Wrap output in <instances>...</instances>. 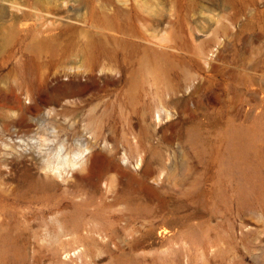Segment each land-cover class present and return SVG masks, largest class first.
Masks as SVG:
<instances>
[{"label": "rangeland", "instance_id": "obj_1", "mask_svg": "<svg viewBox=\"0 0 264 264\" xmlns=\"http://www.w3.org/2000/svg\"><path fill=\"white\" fill-rule=\"evenodd\" d=\"M0 264H264V0H0Z\"/></svg>", "mask_w": 264, "mask_h": 264}, {"label": "bare ground", "instance_id": "obj_2", "mask_svg": "<svg viewBox=\"0 0 264 264\" xmlns=\"http://www.w3.org/2000/svg\"><path fill=\"white\" fill-rule=\"evenodd\" d=\"M106 75V74H105ZM109 75V74H108ZM111 75V73H110ZM88 76V75H87ZM112 77V76H111ZM57 87H63L64 83L62 81H59V79H55ZM87 80V79H86ZM74 84V89L70 92H65L64 97L67 98V100H71V102L76 101V95L79 92V84L75 81H70ZM84 85V84H83ZM82 85V86H83ZM85 86V85H84ZM84 88V87H83ZM82 91V90H81ZM62 99V98H61ZM54 103V102H53ZM61 104V103H60ZM51 109H54L53 106H50ZM63 157V156H62ZM83 157L80 158H72L68 159L66 156L62 161H55L53 163H50L49 167L47 168L49 172H53L58 176H61L62 171H67L70 169H74L77 166H81V163L83 162V168L82 170L84 171L83 180L90 186H94L99 178L101 176L102 168H103V163H102V157L101 155H98L97 153L94 154L90 160L89 163H85L84 160L82 159ZM49 162V161H48ZM46 164V163H45ZM48 166V165H47ZM46 166V167H47ZM43 168H45L43 166ZM113 172V171H112ZM119 175V174H118ZM120 180V179H119ZM124 181V180H123ZM122 181V182H123ZM85 183V184H86Z\"/></svg>", "mask_w": 264, "mask_h": 264}]
</instances>
